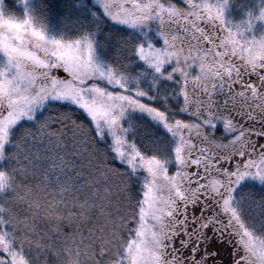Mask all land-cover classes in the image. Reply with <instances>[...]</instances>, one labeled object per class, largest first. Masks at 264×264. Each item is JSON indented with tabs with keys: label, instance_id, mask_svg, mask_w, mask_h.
I'll return each instance as SVG.
<instances>
[{
	"label": "snow or ice",
	"instance_id": "1",
	"mask_svg": "<svg viewBox=\"0 0 264 264\" xmlns=\"http://www.w3.org/2000/svg\"><path fill=\"white\" fill-rule=\"evenodd\" d=\"M0 264H264V0H0Z\"/></svg>",
	"mask_w": 264,
	"mask_h": 264
},
{
	"label": "flooded vegetation",
	"instance_id": "2",
	"mask_svg": "<svg viewBox=\"0 0 264 264\" xmlns=\"http://www.w3.org/2000/svg\"><path fill=\"white\" fill-rule=\"evenodd\" d=\"M224 257H225V259L228 258L227 252L224 253Z\"/></svg>",
	"mask_w": 264,
	"mask_h": 264
}]
</instances>
